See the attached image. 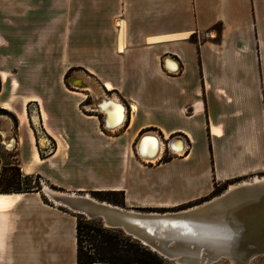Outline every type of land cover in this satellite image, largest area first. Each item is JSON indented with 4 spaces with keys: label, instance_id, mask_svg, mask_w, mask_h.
<instances>
[{
    "label": "crops",
    "instance_id": "0c3cea01",
    "mask_svg": "<svg viewBox=\"0 0 264 264\" xmlns=\"http://www.w3.org/2000/svg\"><path fill=\"white\" fill-rule=\"evenodd\" d=\"M80 77L94 80V97L125 106L124 125L105 129L102 111L84 113L92 94L75 85ZM0 110L27 129L25 142L14 137L26 176L63 193L120 195L123 209L175 208L208 196L215 182L260 178L264 0H0ZM144 133L181 137L185 155L146 162L136 147ZM47 140L54 149L43 158ZM180 179L200 185L194 198L174 199ZM17 195L42 208L39 194ZM16 207L0 208V264L8 251L6 264H16L19 245L44 264H78L68 211ZM26 257L18 264H30Z\"/></svg>",
    "mask_w": 264,
    "mask_h": 264
},
{
    "label": "water",
    "instance_id": "95a60500",
    "mask_svg": "<svg viewBox=\"0 0 264 264\" xmlns=\"http://www.w3.org/2000/svg\"><path fill=\"white\" fill-rule=\"evenodd\" d=\"M103 97L93 98L92 109L104 113L105 129H115L126 121V108L119 101L107 98L104 101ZM117 107L122 108L124 118L119 126ZM148 139L154 141L157 137L150 133L143 135L137 151L141 157L153 161L159 156L160 147L154 152L147 149L146 154L141 147ZM182 140L174 137L168 141L169 148L174 150L175 141L184 147ZM11 145L15 147V138L6 147ZM242 183L194 208L164 214L123 209L86 198L88 194L60 192L53 197L61 207L88 219H99L107 229L123 231L173 264H256L258 257L264 255V177Z\"/></svg>",
    "mask_w": 264,
    "mask_h": 264
},
{
    "label": "rangeland",
    "instance_id": "374dc122",
    "mask_svg": "<svg viewBox=\"0 0 264 264\" xmlns=\"http://www.w3.org/2000/svg\"><path fill=\"white\" fill-rule=\"evenodd\" d=\"M69 79H70V77H68V80ZM92 81L94 82V80H92ZM95 89H96V87H95ZM94 93H96V92L94 91ZM93 98H94V95L92 94V96L87 98L86 102L82 105L81 109L84 111L85 114H89V115L94 114V110L88 111L89 108L92 109V107H93ZM37 110L38 109L34 103L28 105L29 114L32 115V118L34 119V121L36 119V121H35L36 125H34V130L36 132L37 138L38 137L42 138L43 133L40 129V125H37L38 124V116L36 114ZM0 116H5L6 118H8L10 120V121L6 122L7 123L6 126H8V128L10 130V135L13 138L16 137V139L17 138L19 139V136H22V138L24 139V142H25L27 139V131H26L27 129H24V128L20 129L19 128V123H18L16 116L14 114L8 112V111H3V110H0ZM144 134L146 135V133H144ZM39 138H38V140H39ZM162 141L165 142L164 139H162ZM53 149H54L53 142L47 140L45 145L44 144L42 146L40 145L41 156L43 158H45L48 155V153L50 151H52ZM17 154H18V151L16 150V148L8 149L6 147L3 137L0 135V162H1L0 195L12 196V195H17V194H26V195L27 194H39V196H37V197L41 203L42 208H40L36 204V200L30 199L29 201L20 203L22 197H19V198L18 197H12V205L5 207L4 209H1L2 211H6L5 209L13 208L16 206L17 207L15 208V210L17 212H19V211L20 212H25V211L29 212L30 211V212L40 213V211H46V207H48V208L50 207L52 209H57V210H60L62 212H65V213L68 211L69 213L67 212V214L72 216V219L76 223V239H77V224L79 221H81L84 226H91V227L96 226L97 228L107 229L104 227L103 223L99 219H97V220L88 219L83 215H77V214H74L73 212L69 211L68 209L58 207L57 204L54 201H52L51 198L44 193V190H45V187H48V189H50V191H52V192L53 191L62 192V191H60L57 187L52 185L50 183V181L43 179L41 176H38V175L26 176L25 173H27V171H25V173H24L22 171V168L19 167ZM174 157H177V156H175V155L172 156L171 154H169L166 151V152H164V156L160 160H162V159L168 160V159L174 158ZM150 164L154 165V163H150ZM260 177L263 178L264 175H262ZM250 179L239 181L237 183H233L230 185H224V186H218L217 185L218 183L215 182L216 184H214V187H212V191L208 196L201 198V199H198V201L187 202L186 204H182V205L175 207V208L159 209V210H152V209H150V210L149 209H135V210L141 211V212H157V213H168V212L170 213V212H177V211L186 210V209H189L191 207L197 206L199 204H203V203H205V201L207 202L208 200H211L212 198H215V197L222 195L223 193H225L230 188L231 185H238L239 183H242L245 181H251ZM189 182H190V180L187 182H185L181 179L179 180L176 189H174L175 193H174L173 197L175 200L180 199V198H194L195 197V195L197 194V191L199 190L200 185H198L197 183H194L193 185H189ZM18 189H20L22 192H27V193H16ZM87 194L92 195L93 198H95L96 200H98L100 202H107L109 204L116 205V206L123 205V203H124L123 198L117 194H112V193H96V194L87 193ZM80 195H82V194H80ZM33 198H36V196ZM18 203H19V205H17ZM9 222H10V219L4 221V228H5V225L6 224L8 225ZM105 231L108 233H114L116 231L115 233H116V235L119 236V241H120V244L122 246L126 245L127 243H130L129 241H131V240H132V242L136 241L131 237L129 238V236H127L125 233H123V231H120V230H113L112 231V229H108ZM6 237H8V231L4 230L3 236H2L4 247L6 246V243L9 242V239ZM82 237H83L82 238V249L84 250V252L85 253L93 252L94 250L92 249L91 243H93L94 237H92V234L88 233L87 229H84ZM77 245H78V242H77ZM30 252H31L30 256L26 257L24 255V248L19 245L11 253V257H12V259H14V258L16 259L15 260L16 264H18L19 260L20 261L24 260L23 259L24 257H26L27 260L30 261V264H44V263H41L39 261L40 257L38 256V254L34 248H32L30 250ZM4 257L5 258H4L3 264H6V261L8 262L10 260L9 251L4 254ZM101 264H103V263H101ZM256 264H264V257L259 258L256 261Z\"/></svg>",
    "mask_w": 264,
    "mask_h": 264
},
{
    "label": "trees",
    "instance_id": "16d2710c",
    "mask_svg": "<svg viewBox=\"0 0 264 264\" xmlns=\"http://www.w3.org/2000/svg\"><path fill=\"white\" fill-rule=\"evenodd\" d=\"M16 193L22 192L20 189ZM84 229L92 234L93 243H91L93 252L85 253L82 249V235ZM96 226H84L81 221L77 224V262L78 264H172L160 257L138 241H129L122 246L119 236L114 233H108ZM113 231V230H112ZM130 238V237H129Z\"/></svg>",
    "mask_w": 264,
    "mask_h": 264
},
{
    "label": "bare ground",
    "instance_id": "6f19581e",
    "mask_svg": "<svg viewBox=\"0 0 264 264\" xmlns=\"http://www.w3.org/2000/svg\"><path fill=\"white\" fill-rule=\"evenodd\" d=\"M83 81H81L79 84H75L78 88H82V85H85L84 87V89H87V90H89L93 95H94V82L92 81V79L91 78H88V77H80ZM104 98V101H107V99L105 98V97H103ZM118 102V101H117ZM123 106V105H122ZM124 107V106H123ZM86 108V107H85ZM89 108V107H88ZM90 110H94V111H97V110H95V109H91V108H89V110L88 111H90ZM116 111H117V114H118V124H117V126H119L121 123H122V121L124 120V118H122V108H120V107H117V109H116ZM104 114V113H103ZM3 117V118H2ZM104 117H105V115H104ZM126 119V118H125ZM0 121H1V129H0V134L1 135H3L4 136V142H5V144L6 143H8V141L11 139V138H13L11 135H10V130H9V128H8V126H6L7 125V121H10L8 118H6L5 116H0ZM35 121H36V119H35ZM124 123V122H123ZM123 123L119 126V127H121L122 125H123ZM34 125H36V123H34ZM119 127H115V129H110V130H117ZM109 131V130H108ZM151 134H153V133H151ZM157 137V139H155L154 141H151V139H148V140H146L145 141V144L143 143L142 144V147H141V150L143 149V151L144 152H146V150H147V148H146V145H147V143H148V141H151V143L153 144V148H152V152H154L155 150H157L158 149V147H160L159 148V156L158 157H156V158H154V160H153V163H157L158 162V160L161 158V156H162V152L164 151V144H163V141H162V139L160 138V137H158V136H156ZM139 141H140V139H138V142H137V144H139ZM184 141V140H183ZM42 142V141H41ZM184 143V147H183V145H182V143H180V146H182L183 148L179 151V152H185V141L183 142ZM137 144H136V146H137ZM16 146H17V140H16V145H15V147L14 148H16ZM10 148H8V149H12V147H13V145H11V146H9ZM146 154H147V152H146ZM143 158V157H142ZM146 162H148V163H151V161L150 160H147V159H145V158H143ZM0 169H1V162H0ZM262 177H260V178H254L253 180H251V181H245L244 183H249V182H252V181H254V182H256V181H258V180H260ZM244 183H242V184H244ZM241 184H239V185H231L230 186V188H229V190H231V189H234L236 186H240ZM44 193L47 195V196H49L50 198H51V200L52 201H54L56 204H57V206L58 207H61L59 204H60V202L59 201H57L54 197H56L55 195H60L61 193L60 192H55V191H50V189H48L47 187H45V190H44ZM54 196V197H53ZM84 197H86L85 195H83ZM12 197H22V195H12V196H10V195H6V196H4V195H0V208H5V207H8V206H10V205H12ZM86 198H89V199H92L93 200V197H90V195H87V197ZM95 199V198H94ZM213 199V198H212ZM211 199V200H212ZM96 201V200H95ZM208 201H210V200H208ZM206 202V201H205ZM204 204V203H203ZM199 205H201V204H199ZM199 205H197V206H199ZM194 207H196V206H194ZM194 207H191V208H194ZM63 208V207H62ZM66 209V208H65ZM69 210V209H68ZM187 210V209H186ZM70 211V210H69ZM72 212V211H71ZM177 212H179V211H177ZM74 213V212H73ZM153 213H157V212H153ZM169 213V212H168ZM170 213H175V212H170ZM74 214H76V213H74ZM159 214V213H158ZM160 214H164V213H160ZM77 215H81V214H77ZM94 220H97V219H94ZM101 221V220H100ZM112 230H116V229H112ZM121 231V230H120ZM262 257H264V255L263 256H260V257H258V259L259 258H262ZM257 259V260H258Z\"/></svg>",
    "mask_w": 264,
    "mask_h": 264
},
{
    "label": "built area",
    "instance_id": "2783aa9c",
    "mask_svg": "<svg viewBox=\"0 0 264 264\" xmlns=\"http://www.w3.org/2000/svg\"><path fill=\"white\" fill-rule=\"evenodd\" d=\"M167 141H169V140H165V142L163 141V144H164V151L162 152V157L164 156V152H168L169 154H171L172 156H177V157H181V156H183V155H185V152H182V153H177L176 154V152L174 151V150H177V149H170L169 148V145H168V142ZM174 144V143H173ZM174 148V147H173ZM161 157V158H162ZM151 163H153V161H151Z\"/></svg>",
    "mask_w": 264,
    "mask_h": 264
},
{
    "label": "flooded vegetation",
    "instance_id": "af4514ba",
    "mask_svg": "<svg viewBox=\"0 0 264 264\" xmlns=\"http://www.w3.org/2000/svg\"><path fill=\"white\" fill-rule=\"evenodd\" d=\"M3 118V117H2ZM1 135V134H0ZM3 138H4V136L3 135H1ZM8 143H6L5 145H7Z\"/></svg>",
    "mask_w": 264,
    "mask_h": 264
}]
</instances>
